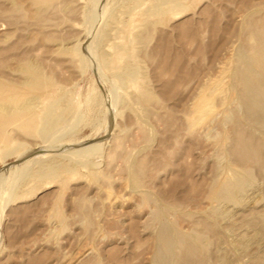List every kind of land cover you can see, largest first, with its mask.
<instances>
[{"label": "rangeland", "instance_id": "1", "mask_svg": "<svg viewBox=\"0 0 264 264\" xmlns=\"http://www.w3.org/2000/svg\"><path fill=\"white\" fill-rule=\"evenodd\" d=\"M248 14L264 0H0V101L33 99L0 114V264H155L163 225L208 264H264L263 169L207 214L210 182L239 168L212 117Z\"/></svg>", "mask_w": 264, "mask_h": 264}, {"label": "bare ground", "instance_id": "2", "mask_svg": "<svg viewBox=\"0 0 264 264\" xmlns=\"http://www.w3.org/2000/svg\"><path fill=\"white\" fill-rule=\"evenodd\" d=\"M239 38L240 43L236 49L235 58H233L235 63L228 75L231 83L226 109L221 111L219 109L218 113L212 115L213 119L221 114L217 123L227 126L220 137L224 142L228 141L230 146L225 147L222 154L229 159L235 158L239 168L238 170L234 169L227 179H214L210 182L207 195L210 205L207 214L213 221L222 214L220 209L225 208V201L237 199V192H239L241 183L249 181V164L255 163L264 170V17L262 15H257V17L252 14L246 15ZM38 77V72L29 71L27 79L23 80L22 83L25 86H35L33 81L37 80ZM210 89V85L206 84L203 93L201 92L202 94L192 106L189 112L192 120L193 118L202 120L211 110L213 101L210 96ZM14 103L12 101H0V114H19L27 111L32 108L33 99L26 98L17 108H15ZM256 131L259 133L257 134ZM129 174L132 178L137 175V169L133 164L129 165ZM249 223L264 236V225L254 220ZM199 224L207 232L215 231V224L208 223L203 218ZM154 239V248L152 249H154L155 264H208L207 258L202 254L203 252L200 253L201 251L198 250L194 241L185 238L176 231L172 232L164 225L160 227Z\"/></svg>", "mask_w": 264, "mask_h": 264}]
</instances>
